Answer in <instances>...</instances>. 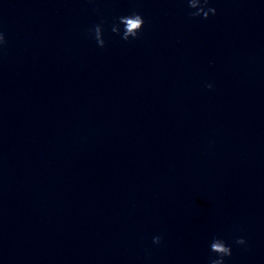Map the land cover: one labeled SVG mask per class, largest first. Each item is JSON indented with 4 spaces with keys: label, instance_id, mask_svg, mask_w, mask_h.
Wrapping results in <instances>:
<instances>
[{
    "label": "water",
    "instance_id": "obj_1",
    "mask_svg": "<svg viewBox=\"0 0 264 264\" xmlns=\"http://www.w3.org/2000/svg\"><path fill=\"white\" fill-rule=\"evenodd\" d=\"M209 7L0 0V264H264V0Z\"/></svg>",
    "mask_w": 264,
    "mask_h": 264
},
{
    "label": "clouds",
    "instance_id": "obj_2",
    "mask_svg": "<svg viewBox=\"0 0 264 264\" xmlns=\"http://www.w3.org/2000/svg\"><path fill=\"white\" fill-rule=\"evenodd\" d=\"M92 2V0H89ZM188 7L190 9H196V11L189 13L192 18L197 16H202L203 19H208L209 14L215 15L216 10L214 8H207V11H204V8L208 5V0H187ZM103 21L100 24L95 25L90 29V34L93 35L96 44L98 47L103 48L105 46V41L103 39L102 25ZM144 24L142 16L136 12L132 11L127 16H121L113 22L111 26V33L113 35H119L121 40L128 42L129 40H135L138 38V33L141 31ZM122 26V27H121ZM4 43V37L0 34V45ZM208 88L212 86L207 85ZM162 237L155 236L153 237L152 243L154 245H159L161 243ZM234 243L238 246H243L246 244L245 239L237 238ZM210 254L214 255L216 258L210 256L208 264H225V258H228L232 255L231 247L226 245V243L217 237H213L209 245Z\"/></svg>",
    "mask_w": 264,
    "mask_h": 264
}]
</instances>
